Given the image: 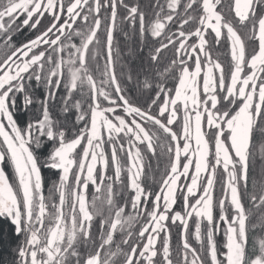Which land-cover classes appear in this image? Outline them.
I'll list each match as a JSON object with an SVG mask.
<instances>
[{
    "label": "snow or ice",
    "instance_id": "1",
    "mask_svg": "<svg viewBox=\"0 0 264 264\" xmlns=\"http://www.w3.org/2000/svg\"><path fill=\"white\" fill-rule=\"evenodd\" d=\"M257 131L264 0H0V264H264Z\"/></svg>",
    "mask_w": 264,
    "mask_h": 264
},
{
    "label": "trees",
    "instance_id": "2",
    "mask_svg": "<svg viewBox=\"0 0 264 264\" xmlns=\"http://www.w3.org/2000/svg\"><path fill=\"white\" fill-rule=\"evenodd\" d=\"M133 2H137V0H133ZM138 3L140 4V6L142 8L147 7V5L149 4V0H138ZM118 39L121 40V50H122V54L124 56V59L126 62H132V57H130L128 55V49L129 48H133L135 49L137 47V39L133 36L131 37L128 41H124L122 36H118ZM63 91L61 90L60 93H58V97L59 95H62ZM31 95L33 96L34 99L36 98H43L44 95V89L43 87H36L35 85V81H33V90ZM59 98H57V102L56 105L53 106L52 112H53V117L55 119L58 120H63V114L60 112L59 109ZM37 105L36 104H32L31 106H29V108L27 110H25L24 106L20 109V113L19 115L16 117V119L18 120V122L21 123V125H23L24 123H26L30 118L34 117L37 115V111H36ZM262 139H264V136H262V134L257 131L254 134V142H255V147L253 149L254 151V169H253V175H255L257 178L260 177V173L261 170L264 169V155H261V141ZM48 149V146H45L44 148V152L46 153ZM43 176L45 179V191L47 192V186L51 183L52 180L57 178L58 173L53 172L51 170L48 169H43ZM91 193V192H90ZM106 214V213H105ZM259 216V213L256 214V217H254V220ZM99 219L97 218L95 221L96 226L98 227L99 224ZM173 234H175V230L173 231ZM98 232L96 233V236L98 237ZM261 235H264V232H262L259 228H257L256 230H254L251 234H250V239H249V247H251L252 245V236H256L259 237ZM17 237L14 235L11 226L9 224V222L3 218H0V262H2L5 258H10L11 257V248L13 246H15L16 242H17Z\"/></svg>",
    "mask_w": 264,
    "mask_h": 264
},
{
    "label": "flooded vegetation",
    "instance_id": "3",
    "mask_svg": "<svg viewBox=\"0 0 264 264\" xmlns=\"http://www.w3.org/2000/svg\"><path fill=\"white\" fill-rule=\"evenodd\" d=\"M32 37V34L29 33L28 29H23L22 31L17 32L14 36H13V41L16 42L17 44L24 42L26 39H29ZM78 42V41H77ZM23 97L22 95H18L17 96V102H16V110H15V116L17 117L20 113V109L24 106L22 103ZM154 163V162H153ZM91 188L89 189V192H91ZM119 203H123L122 200L118 201ZM121 237L119 235H117L116 239L119 240ZM176 241V236L175 234H173V242L175 243ZM81 247H83V245H81Z\"/></svg>",
    "mask_w": 264,
    "mask_h": 264
}]
</instances>
